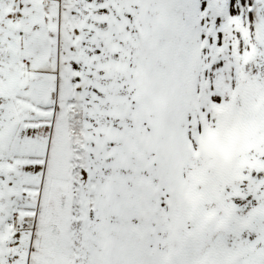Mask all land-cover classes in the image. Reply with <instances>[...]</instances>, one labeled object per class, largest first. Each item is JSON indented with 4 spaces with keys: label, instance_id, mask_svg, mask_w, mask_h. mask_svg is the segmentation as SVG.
I'll return each instance as SVG.
<instances>
[{
    "label": "snow or ice",
    "instance_id": "snow-or-ice-1",
    "mask_svg": "<svg viewBox=\"0 0 264 264\" xmlns=\"http://www.w3.org/2000/svg\"><path fill=\"white\" fill-rule=\"evenodd\" d=\"M0 264H264V0H0Z\"/></svg>",
    "mask_w": 264,
    "mask_h": 264
}]
</instances>
